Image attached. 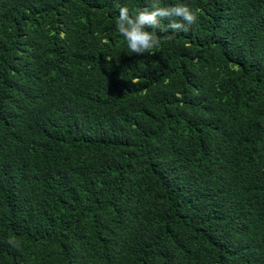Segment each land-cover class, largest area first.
Returning <instances> with one entry per match:
<instances>
[{
    "label": "trees",
    "instance_id": "1",
    "mask_svg": "<svg viewBox=\"0 0 264 264\" xmlns=\"http://www.w3.org/2000/svg\"><path fill=\"white\" fill-rule=\"evenodd\" d=\"M161 2L0 0V264H264V0Z\"/></svg>",
    "mask_w": 264,
    "mask_h": 264
},
{
    "label": "clouds",
    "instance_id": "2",
    "mask_svg": "<svg viewBox=\"0 0 264 264\" xmlns=\"http://www.w3.org/2000/svg\"><path fill=\"white\" fill-rule=\"evenodd\" d=\"M197 19V11L185 4L163 5L161 0H150L148 6L138 11L130 12L128 7H120L115 23L130 53L154 54L153 50L161 44L159 33L188 32ZM9 243L16 245L11 239Z\"/></svg>",
    "mask_w": 264,
    "mask_h": 264
}]
</instances>
